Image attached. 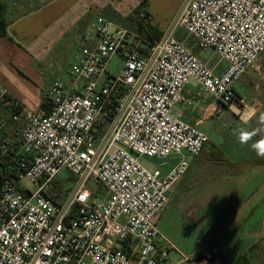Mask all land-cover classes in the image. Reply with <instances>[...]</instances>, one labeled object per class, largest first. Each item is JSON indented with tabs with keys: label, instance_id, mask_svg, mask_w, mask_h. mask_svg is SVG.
<instances>
[{
	"label": "built area",
	"instance_id": "obj_1",
	"mask_svg": "<svg viewBox=\"0 0 264 264\" xmlns=\"http://www.w3.org/2000/svg\"><path fill=\"white\" fill-rule=\"evenodd\" d=\"M92 29L94 37L85 36L69 66L70 81L58 80L48 91L47 114L27 110L0 85V102L10 98L22 109L14 120L24 123L14 137L0 132V264L167 260L170 245L158 216L187 172L188 157L210 141L172 110L191 103L185 90L193 80L217 101L218 113L236 102L234 84L259 68L264 53V0H186L148 50L136 30L101 16ZM177 29L200 50L216 52L226 71L207 67ZM117 55L116 75L109 65ZM173 156L180 161L166 174L142 164ZM58 183L60 197L53 192ZM221 255L213 249L210 264H226Z\"/></svg>",
	"mask_w": 264,
	"mask_h": 264
},
{
	"label": "crops",
	"instance_id": "obj_2",
	"mask_svg": "<svg viewBox=\"0 0 264 264\" xmlns=\"http://www.w3.org/2000/svg\"><path fill=\"white\" fill-rule=\"evenodd\" d=\"M185 1L175 0L177 5L170 8L169 0H148L145 11L151 24L164 33ZM143 2L0 0V32L8 24L5 35L0 36V85L27 110L41 113L46 91L62 79L64 71L69 75L65 61L71 48L80 41L83 46L87 34L94 37L93 29L79 34V24L87 15L93 17L92 13L98 12L123 27L120 19L130 16ZM176 33L217 75L226 71L227 63L216 52L200 50L182 29ZM115 57L121 61L120 55ZM233 87L236 102L218 113L217 101L193 80L185 90L191 103L178 104L172 110L176 118L197 126L210 141L200 155L188 157L187 172L171 190L168 204L158 216L161 236L170 245L169 256L161 264H210V253L215 248L226 264H235L259 240L264 245V162L255 164L264 158L257 157L249 146L240 145L234 134L236 129L260 127L259 116L264 114V53L259 68L248 72ZM253 109L255 115L245 124L242 117ZM4 125L3 120L1 133ZM16 134L12 130L6 137ZM259 138L253 137L249 144ZM179 161L180 157L173 156L165 162H152L154 168L166 174Z\"/></svg>",
	"mask_w": 264,
	"mask_h": 264
},
{
	"label": "trees",
	"instance_id": "obj_3",
	"mask_svg": "<svg viewBox=\"0 0 264 264\" xmlns=\"http://www.w3.org/2000/svg\"><path fill=\"white\" fill-rule=\"evenodd\" d=\"M148 0H144L141 7L135 10L130 16L120 19V24L127 29L136 30L144 39L147 46V50L150 49L154 44L158 43L163 33L160 32L155 26L151 24V17L145 11ZM8 24L2 26V31L0 36L5 35V29ZM8 97V96H7ZM49 99L46 97L43 100L41 114H47L49 112ZM22 109H15L10 104V98L5 102H0V124L5 121V125L1 128L2 133L6 136H10L12 130L17 131V134L21 132L24 128V123L22 121L14 120V117L21 113ZM16 134V135H17ZM264 160H257L255 164H261ZM61 184L58 183L57 187L53 190L54 196L60 197ZM235 264H264V245L263 241L259 240L254 244L247 253L242 255Z\"/></svg>",
	"mask_w": 264,
	"mask_h": 264
},
{
	"label": "rangeland",
	"instance_id": "obj_4",
	"mask_svg": "<svg viewBox=\"0 0 264 264\" xmlns=\"http://www.w3.org/2000/svg\"><path fill=\"white\" fill-rule=\"evenodd\" d=\"M183 3H185V2H183ZM177 5V3L175 2V0H169V7L170 8H172V7H175ZM92 15H93V17L92 16H90V15H87V17L85 18V20H84V22L83 23H80L79 24V27L81 28L80 30H82V32H80L79 34H86V31H92V27H93V25L90 27V24L94 21V19L97 17V16H99V13L98 12H94V13H92ZM89 23V24H88ZM78 27V28H79ZM78 47H82V44H81V41H80V43H78V46L77 47H72L71 48V51H70V54H69V57L66 59V61H65V66L67 67L68 65L70 66V64L71 63H73L74 61H75V56H76V53H77V50L79 49ZM122 66V64H121V61H120V59L119 58H117V57H115V58H113L112 59V61H111V63H110V65H109V70H110V72H112L113 74H118L119 72H120V67ZM16 70H20V69H18V68H16ZM66 70V69H65ZM19 74H21L20 73V71H19ZM22 75V74H21ZM23 76V75H22ZM58 75H56V77H57ZM68 77H69V75H68V73L66 72V71H64L63 72V76H62V81L63 82H65V80H66V78L68 79ZM47 94H48V91H46V94H44V96H43V99H45L46 97H47ZM142 164L144 165V166H146V167H148L149 169H153L155 166H154V164H153V162L152 161H149V160H147V159H143L142 160ZM61 175L63 176V177H66L67 178V176H68V173H67V171H62L61 172ZM23 184L28 188V189H30V190H35L36 188H35V185L30 181V180H28V179H25L24 181H23ZM101 190V189H100ZM97 192H99V189H98V191Z\"/></svg>",
	"mask_w": 264,
	"mask_h": 264
},
{
	"label": "clouds",
	"instance_id": "obj_5",
	"mask_svg": "<svg viewBox=\"0 0 264 264\" xmlns=\"http://www.w3.org/2000/svg\"><path fill=\"white\" fill-rule=\"evenodd\" d=\"M253 115H255L254 109L246 113L242 117L244 123L248 124ZM259 124L260 127H257L255 129H250V128L236 129L234 134L236 135L237 142L240 145L249 146L251 150L256 153L257 157L264 158V114L259 116ZM258 135L260 136V138L249 144V141H252L253 137Z\"/></svg>",
	"mask_w": 264,
	"mask_h": 264
},
{
	"label": "snow or ice",
	"instance_id": "obj_6",
	"mask_svg": "<svg viewBox=\"0 0 264 264\" xmlns=\"http://www.w3.org/2000/svg\"><path fill=\"white\" fill-rule=\"evenodd\" d=\"M82 199H83V197H82Z\"/></svg>",
	"mask_w": 264,
	"mask_h": 264
}]
</instances>
